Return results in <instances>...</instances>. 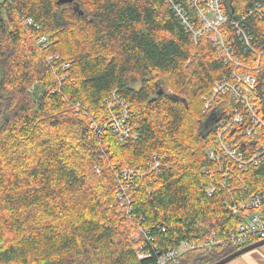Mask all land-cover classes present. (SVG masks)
I'll list each match as a JSON object with an SVG mask.
<instances>
[{"label":"trees","instance_id":"1","mask_svg":"<svg viewBox=\"0 0 264 264\" xmlns=\"http://www.w3.org/2000/svg\"><path fill=\"white\" fill-rule=\"evenodd\" d=\"M257 2L224 4L240 16ZM229 70L207 41L190 43L163 0H0V264H151L134 253L140 228L160 249L234 232L245 214L223 190L207 196L201 171L212 167L202 99ZM113 92L131 106L135 140L91 128ZM77 103L94 122L73 113ZM153 156L159 175L138 181L134 222L116 211L114 174L147 171ZM244 180L247 195L264 196V163ZM237 250L187 253L180 264Z\"/></svg>","mask_w":264,"mask_h":264},{"label":"built area","instance_id":"2","mask_svg":"<svg viewBox=\"0 0 264 264\" xmlns=\"http://www.w3.org/2000/svg\"><path fill=\"white\" fill-rule=\"evenodd\" d=\"M163 1L193 46L204 39L215 57L230 67L227 74L213 83L203 105L205 118L212 112H217V118L207 131L208 135L211 131L210 145L205 151L213 169L203 167L201 171L209 180L205 188L207 196L223 190L231 199L232 211L245 214L237 229L226 236L220 237L214 232L203 242L184 238L175 247L166 249L159 248L148 230L139 229L142 241L134 248L139 261H148L153 255L151 264H180V258L187 253L211 254L215 249L226 247L239 250L264 240V196L247 195L249 186L244 180L248 171L264 163V44L258 40L264 38V2L255 3L240 16H232L226 12L225 0ZM247 19L253 20L259 38L246 25ZM40 43L46 46V39L42 38ZM127 106L113 92L103 101L105 120L99 125L93 123L91 128L97 135L111 130L120 141L135 140L137 127L131 124ZM73 113L87 116L90 122L94 119L80 103L75 104ZM159 167L157 156H153L147 171L127 167L114 174L116 211L120 215L138 221L132 215V194L139 189V180L150 177L153 182L154 176L159 175Z\"/></svg>","mask_w":264,"mask_h":264},{"label":"water","instance_id":"3","mask_svg":"<svg viewBox=\"0 0 264 264\" xmlns=\"http://www.w3.org/2000/svg\"><path fill=\"white\" fill-rule=\"evenodd\" d=\"M62 3L67 2V0H59ZM69 2H72V0H68ZM217 118V112H212L207 118L206 121L204 123L201 124L200 129L203 135H207V131L208 129H210V127L212 126V124L214 123V121H216ZM264 246V240L255 242L253 244H250L244 248H241L233 253H231L230 255L226 256L225 258L221 259L220 261L214 263V264H228L230 262H232L233 260L243 256L244 254H247L253 250H256L260 247Z\"/></svg>","mask_w":264,"mask_h":264},{"label":"rangeland","instance_id":"4","mask_svg":"<svg viewBox=\"0 0 264 264\" xmlns=\"http://www.w3.org/2000/svg\"><path fill=\"white\" fill-rule=\"evenodd\" d=\"M48 43V42H47ZM51 44V43H50ZM155 80H158V78L157 77H155ZM139 83L135 86L136 88H138L139 87ZM165 90L166 91H168L169 93H171L172 91L174 92L175 90H173L172 88H168V85H166L165 84ZM208 99V95L206 96V97H204L202 100H203V103L206 101ZM113 103H116L115 101H113ZM131 108V106L129 105V106H127V108L129 109H127L128 110V112H132V110L130 109ZM131 110V111H130ZM132 114V113H131ZM191 118H192V116L190 115V120H191ZM206 121V118H204L203 119V121H202V123H204ZM194 124H195V127H194V132H197V129H198V123H197V121L195 120L194 121ZM209 131V130H208ZM210 134H211V131L209 132V135L208 136H210ZM188 140H189V142H192L193 141V138H192V136H190V137H188ZM209 145H210V143L208 144V146H206L205 148H204V155H205V151L207 152V150H208V147H209ZM210 164L212 165V162H210ZM212 169L213 168H211V169H209V171H212ZM149 191V190H148ZM115 205H118V202L117 203H115ZM119 214H120V212H118ZM253 251H255V252H257L256 253V256H254V261L252 262V264H255V262H259L260 260H258V257L260 256H263V258H264V246L263 247H260V248H258V249H256V250H253ZM234 261V260H233ZM232 261V262H233ZM239 262H241V261H239V260H237V261H235L234 263H228V264H238ZM248 264H250L249 263V261H248Z\"/></svg>","mask_w":264,"mask_h":264},{"label":"crops","instance_id":"5","mask_svg":"<svg viewBox=\"0 0 264 264\" xmlns=\"http://www.w3.org/2000/svg\"><path fill=\"white\" fill-rule=\"evenodd\" d=\"M256 253L255 251H251L247 254H244L243 256L235 259L233 262L231 263H234L235 261L239 260L241 262H239L238 264H248V261L250 264H252V262L254 261V256H256ZM258 260H260L259 262H255V264H264V258L263 256H259L258 257Z\"/></svg>","mask_w":264,"mask_h":264},{"label":"bare ground","instance_id":"6","mask_svg":"<svg viewBox=\"0 0 264 264\" xmlns=\"http://www.w3.org/2000/svg\"><path fill=\"white\" fill-rule=\"evenodd\" d=\"M57 57H58V56H57ZM116 95H117V94H116ZM109 98H110V97H109ZM123 101H124V100H123ZM125 103H127V102L125 101ZM127 104H128V103H127ZM129 108H130V107H129ZM127 109H128V108H127ZM127 109H126V110H127ZM130 109H131V108H130ZM73 110H74V109H73ZM128 110H129V109H128ZM128 110H127V111H128ZM130 111H131V110H130ZM91 113H92V112H91ZM104 113H106V112H104ZM75 115H76V114H75ZM93 115H94V114H93ZM97 115H98V114L94 115V116H96V119H95L96 121H97V118H99V117H98L99 115H98V116H97ZM101 115L103 116V115H105V114H100V116H101ZM102 116H101V117H102ZM105 116H106V115H105ZM103 117H104V116H103ZM104 118H106V117H104ZM101 119L103 120V118H101ZM89 120H90V119H89ZM99 120H100V119H99ZM96 121H95V122L93 121V122L96 124V123H97ZM98 123H99V122H98ZM98 123H97V125H98ZM101 123H102V122H101ZM90 125H91V124H90ZM104 132H106V131H104ZM109 132H110V131H109ZM101 134H103V133H101ZM106 134H108V133L106 132ZM113 135H114V134H113ZM101 138H102V136H101ZM154 177H155V176H154ZM155 178H156V177H155ZM248 190H249V189H248ZM247 192H248V191H247Z\"/></svg>","mask_w":264,"mask_h":264}]
</instances>
